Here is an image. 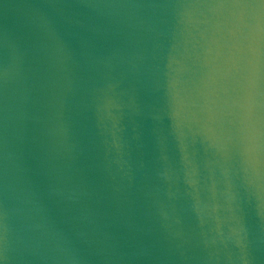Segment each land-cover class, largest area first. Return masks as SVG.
Returning a JSON list of instances; mask_svg holds the SVG:
<instances>
[{"label":"water","instance_id":"obj_1","mask_svg":"<svg viewBox=\"0 0 264 264\" xmlns=\"http://www.w3.org/2000/svg\"><path fill=\"white\" fill-rule=\"evenodd\" d=\"M0 264H264V0H0Z\"/></svg>","mask_w":264,"mask_h":264}]
</instances>
